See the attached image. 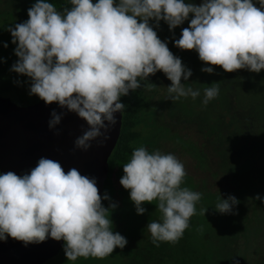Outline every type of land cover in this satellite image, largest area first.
<instances>
[{"label": "clouds", "instance_id": "clouds-1", "mask_svg": "<svg viewBox=\"0 0 264 264\" xmlns=\"http://www.w3.org/2000/svg\"><path fill=\"white\" fill-rule=\"evenodd\" d=\"M68 4L57 10L49 0H35L26 9L25 21L5 29L17 57L9 71L26 77L29 96L35 95L45 105L55 102L60 109L50 111L47 128L59 135L57 125L68 112L84 121L87 127L73 140V148L81 152L93 140L102 146L109 139L117 124L115 114L125 109L120 97L144 81L143 87L151 89L153 83L146 78L157 70L171 82L166 86L168 100L200 95L199 89L181 82L188 81L191 69L169 50L167 37H158L160 21L172 33L187 20L188 26L172 43L194 50L205 64L200 68L203 73L212 74V65L224 72L264 69V0H200L199 4L192 0H68ZM218 90V83L204 88L201 104L215 98ZM122 172L118 182L128 190L137 215L146 211L142 202L156 201L160 218L145 225L150 242L156 247L160 242L175 243L189 227L202 195L181 186L186 175L183 163L171 152H149L141 145L132 150ZM253 199L264 205V195ZM102 201H108L107 207ZM238 202L231 194L220 195L212 208L220 214H235ZM116 207L107 191L98 194L95 176L82 175L76 168L65 172L58 161L43 156L19 175L0 173V241L10 237L27 246L51 238L63 241L67 260L104 258L127 243L113 231L109 218ZM206 209L201 208V214Z\"/></svg>", "mask_w": 264, "mask_h": 264}, {"label": "rangeland", "instance_id": "rangeland-1", "mask_svg": "<svg viewBox=\"0 0 264 264\" xmlns=\"http://www.w3.org/2000/svg\"><path fill=\"white\" fill-rule=\"evenodd\" d=\"M192 2L199 4L200 0ZM32 3L30 0H0V56L8 63L0 82V96L17 105L21 103L19 93L25 101L37 97L27 94L26 77L9 71L17 57L5 26L25 21L26 9ZM187 26L185 20L170 33L167 25L160 21L157 35L161 40L167 37L169 50L191 69L188 81L182 79L181 82L186 87L199 89L200 95L195 99L183 97L170 101L166 86L171 82L164 74L157 70L147 77L153 86L151 89L143 87L146 104L137 128L141 138L136 141L137 147L143 145L149 152L159 149L173 153L186 172L181 186L202 193L195 204V214L189 218V227L175 242V256L159 263L136 262L141 243L148 247L150 242L145 225L159 220L160 213L155 209L156 201L142 202L146 211L135 213L128 190L118 182L123 164H115L106 175L102 194L107 191L110 200L117 203L109 218L113 231L126 238L124 248H114L104 258L77 257L70 261L64 256L61 245L58 253L43 264H176L182 255L189 260L192 248L199 256L202 253V264L208 261L211 264H233V261L264 264V205L253 199L256 194L264 195V69L259 73L246 69L224 72L218 65H212V74L201 72L205 64L196 52L179 49L172 43L173 38H179L181 28ZM3 43H7V48ZM13 76L14 80L21 81L19 85L8 84V78ZM146 83L142 82V86ZM211 83H218V94L202 105L203 89ZM228 194L239 201L234 206L235 214L216 212L212 207L220 195L226 198ZM102 204L107 207L108 201ZM201 208H207L204 215ZM170 249L171 246H166V252Z\"/></svg>", "mask_w": 264, "mask_h": 264}, {"label": "water", "instance_id": "water-1", "mask_svg": "<svg viewBox=\"0 0 264 264\" xmlns=\"http://www.w3.org/2000/svg\"><path fill=\"white\" fill-rule=\"evenodd\" d=\"M60 109L55 102L45 105L39 99L26 105H17L0 96V173L13 171L19 175L35 167L41 157L56 160L66 172L76 168L80 174L96 177L98 194H102L108 173V158L117 142L121 128V114L116 113L117 124L109 132V139L101 145L91 142L86 152L73 148V140L87 127L75 113L68 112L57 127L59 135L47 128L50 111ZM63 241L51 238L24 246L21 241L7 237L0 241V264H43L54 257Z\"/></svg>", "mask_w": 264, "mask_h": 264}, {"label": "trees", "instance_id": "trees-1", "mask_svg": "<svg viewBox=\"0 0 264 264\" xmlns=\"http://www.w3.org/2000/svg\"><path fill=\"white\" fill-rule=\"evenodd\" d=\"M31 2H35V0H30ZM50 3L53 4V6L60 10L63 7H70L68 4V0H49ZM1 58V56H0ZM8 63H4L2 60H0V82L2 75L5 74V68ZM16 74V73H15ZM15 79V76L8 78V84L13 85V81ZM0 89H1V83H0ZM18 99L21 101L20 105H26L33 103L37 99H33L30 101H25L24 96L22 93H19ZM120 100L122 103L125 104V109L123 112H121V128L119 137L117 139V142L108 158V173H110L111 169L115 164H124L128 161L130 158L131 152L134 148H137L136 141H138L141 137V134L139 130L137 129L138 126H140L139 118L141 117L145 104H146V96L144 95L143 86L140 88L129 91L127 96L120 97ZM110 175V174H109ZM107 202V201H105ZM139 244V242H138ZM137 244V245H138ZM135 245V247L137 246ZM142 245V247H141ZM140 245V251H138L139 258H136V262H154L159 263L160 261H166L174 257V246H176V243H170V242H160L159 247L154 246L151 242H149L148 247H145L142 243ZM166 246H171L170 251L166 252ZM145 247V249H143ZM193 249V252L190 256V259H188V256L182 255L179 260H176V264H202V261L204 260L202 253L196 254L195 249ZM208 260L210 259V255L208 252L207 256ZM189 263H188V262ZM208 264H211V262L208 261Z\"/></svg>", "mask_w": 264, "mask_h": 264}]
</instances>
